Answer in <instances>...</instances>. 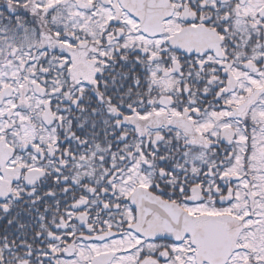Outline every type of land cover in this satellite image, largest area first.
Instances as JSON below:
<instances>
[{"label":"snow or ice","instance_id":"6c2138e0","mask_svg":"<svg viewBox=\"0 0 264 264\" xmlns=\"http://www.w3.org/2000/svg\"><path fill=\"white\" fill-rule=\"evenodd\" d=\"M0 264H264V0H0Z\"/></svg>","mask_w":264,"mask_h":264}]
</instances>
